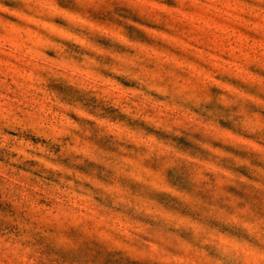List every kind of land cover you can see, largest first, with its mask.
I'll list each match as a JSON object with an SVG mask.
<instances>
[{
  "label": "rangeland",
  "instance_id": "1",
  "mask_svg": "<svg viewBox=\"0 0 264 264\" xmlns=\"http://www.w3.org/2000/svg\"><path fill=\"white\" fill-rule=\"evenodd\" d=\"M0 264H264V0H0Z\"/></svg>",
  "mask_w": 264,
  "mask_h": 264
}]
</instances>
